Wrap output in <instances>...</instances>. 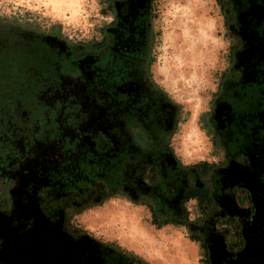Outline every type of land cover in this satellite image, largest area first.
I'll list each match as a JSON object with an SVG mask.
<instances>
[{"label":"flooded vegetation","instance_id":"af4514ba","mask_svg":"<svg viewBox=\"0 0 264 264\" xmlns=\"http://www.w3.org/2000/svg\"><path fill=\"white\" fill-rule=\"evenodd\" d=\"M249 2V10L239 15L238 34L247 49L236 54V68L243 67V78L223 86L212 123L230 154L247 152L253 170L233 161L214 179L216 195L242 183L253 193L257 211L251 226L245 225L243 237L235 226V242L229 249L243 247L247 241L235 262L222 237L211 230L220 221L205 225L209 237L204 247H210L212 264H222L226 257L228 264H264V0ZM116 7L121 22L109 30L110 37L93 46L94 55L78 54L55 38H29L24 43L17 34L18 46L6 52L9 62L0 63L7 69L0 77V176L16 180L11 216L4 214L8 201L0 196V264H103L92 241L84 237L74 242L60 223L49 222L46 216L54 206L36 197L42 186L71 191L104 177L111 183H125L133 194L150 193L166 215L180 214V201L193 196L202 208L213 205L212 194L198 179L208 166L194 170L196 186L189 187L165 146L173 111L139 83L148 0H117ZM21 48L24 54L16 55ZM137 125L146 136L131 135ZM97 132L110 135L115 144L111 151L100 154ZM146 165H151V188L143 183ZM161 174L165 181L158 180ZM216 199L229 216L248 215L231 197ZM57 215L62 218V213ZM29 217L34 218L33 228L18 235ZM13 220L24 222L13 227ZM225 222L233 223L230 218Z\"/></svg>","mask_w":264,"mask_h":264},{"label":"clouds","instance_id":"9594fccd","mask_svg":"<svg viewBox=\"0 0 264 264\" xmlns=\"http://www.w3.org/2000/svg\"><path fill=\"white\" fill-rule=\"evenodd\" d=\"M116 4L117 0H0V55L18 46L17 34L24 43L29 38H55L78 54L94 55L93 46L110 37L109 30L121 22ZM250 7L249 0H148L139 83L173 111L165 146L189 180V187L196 186L194 170L208 166V172L198 179L212 194V206L202 208L199 198L193 196L180 201L179 217L166 215L157 209L150 193L133 194L125 183H111L104 177H97L83 189L58 190L50 184L37 190L39 202L54 206L52 214L46 216L49 222L60 223L62 232L74 242L84 237L92 241L103 264H212L210 247H204L209 231L204 229L217 219L220 222L211 230L222 237L232 261L239 260V253L247 247L246 240L243 247L229 249L228 245L235 242V226L243 237L245 225L254 221L253 193L238 183L216 195L214 177L233 161L250 171L252 163L246 151L229 153L212 121L223 86L243 78V67L236 68V54L247 49V42L238 34L239 15ZM137 133L147 135L139 125L131 129L133 137ZM96 134L100 154L115 147L110 135ZM150 168L146 165L143 177L149 188ZM165 179L163 174L158 176L159 181ZM8 184L12 187L6 188ZM15 185L16 180L9 175L0 176V196L8 201L7 216L14 211L11 190ZM218 196L231 197L248 215L229 216L217 202ZM57 213H62V218ZM22 222L13 220L12 226ZM33 226L34 218L29 217L18 235ZM228 259L222 264H228Z\"/></svg>","mask_w":264,"mask_h":264},{"label":"trees","instance_id":"16d2710c","mask_svg":"<svg viewBox=\"0 0 264 264\" xmlns=\"http://www.w3.org/2000/svg\"><path fill=\"white\" fill-rule=\"evenodd\" d=\"M23 54H24V48H21V49L17 50L16 55L21 56ZM9 60H10L9 53H5V54L0 55V63L1 64L2 63L6 64V63L9 62ZM6 71H7V69H4V68L0 67V77H3L4 76L3 73L6 72ZM179 216H180V214H176L175 215V217H179ZM173 222H179V221L178 220H174Z\"/></svg>","mask_w":264,"mask_h":264}]
</instances>
